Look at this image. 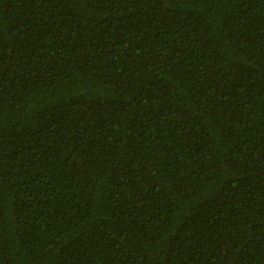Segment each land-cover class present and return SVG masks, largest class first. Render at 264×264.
Here are the masks:
<instances>
[{
    "label": "trees",
    "instance_id": "obj_1",
    "mask_svg": "<svg viewBox=\"0 0 264 264\" xmlns=\"http://www.w3.org/2000/svg\"><path fill=\"white\" fill-rule=\"evenodd\" d=\"M0 264H264V0H0Z\"/></svg>",
    "mask_w": 264,
    "mask_h": 264
}]
</instances>
